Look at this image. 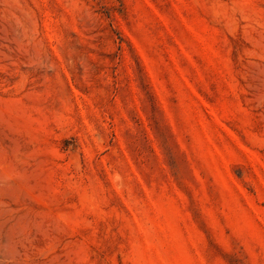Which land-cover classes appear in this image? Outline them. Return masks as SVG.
Instances as JSON below:
<instances>
[{
	"label": "rangeland",
	"instance_id": "374dc122",
	"mask_svg": "<svg viewBox=\"0 0 264 264\" xmlns=\"http://www.w3.org/2000/svg\"><path fill=\"white\" fill-rule=\"evenodd\" d=\"M0 264H264V0H0Z\"/></svg>",
	"mask_w": 264,
	"mask_h": 264
}]
</instances>
